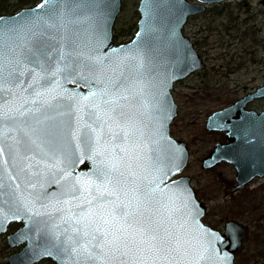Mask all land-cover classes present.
<instances>
[{
    "label": "water",
    "instance_id": "95a60500",
    "mask_svg": "<svg viewBox=\"0 0 264 264\" xmlns=\"http://www.w3.org/2000/svg\"><path fill=\"white\" fill-rule=\"evenodd\" d=\"M211 1L222 0H140L138 28L121 42L122 0H39L0 14V234L22 220L9 243L25 242L2 264H235L247 225L204 220L183 173L188 142L171 131L175 81L204 67L183 27ZM33 34L44 40L38 67L26 51ZM257 97L264 83L207 120L228 140L203 166L233 162L234 190L264 175V109L247 106ZM32 140L76 156L32 159Z\"/></svg>",
    "mask_w": 264,
    "mask_h": 264
},
{
    "label": "rangeland",
    "instance_id": "374dc122",
    "mask_svg": "<svg viewBox=\"0 0 264 264\" xmlns=\"http://www.w3.org/2000/svg\"><path fill=\"white\" fill-rule=\"evenodd\" d=\"M138 2L123 0L115 25L119 39L135 25ZM199 18L197 22L191 20L187 27H197L200 22L207 25L208 35L197 43L207 67L176 82L178 114L171 131L188 141L191 155L183 173L191 174V182L207 205L204 220L221 229L228 218L236 217L246 223L248 236L236 253L235 264H264V176L254 177L233 190L237 174L233 162L225 160L206 168L202 161L218 140L225 139L224 130L206 128L208 115L264 83V6L260 0H224L212 3ZM255 27H259V34ZM247 49H255L257 54ZM250 106L263 108L264 100H256ZM14 250L18 248L9 245L6 235L1 234L0 264ZM44 259L35 264H51Z\"/></svg>",
    "mask_w": 264,
    "mask_h": 264
},
{
    "label": "flooded vegetation",
    "instance_id": "af4514ba",
    "mask_svg": "<svg viewBox=\"0 0 264 264\" xmlns=\"http://www.w3.org/2000/svg\"><path fill=\"white\" fill-rule=\"evenodd\" d=\"M39 1V0H38ZM140 1V0H139ZM191 1H197V0H191ZM222 1H224V0H222ZM221 1V2H222ZM37 2V1H36ZM36 2H34V3H36ZM221 2H213V1H211V2H206L205 3V7H204V9H201L200 11H197V12H193V13H191L188 17H187V19H186V21H185V24H184V27H183V31H184V33L185 34H187L190 38H191V40L193 41V44H195V46H196V48L198 49V52H199V55H201V57H202V60H203V62H204V67H202V68H198V69H196V70H200V69H204L205 67H207V65H206V60H205V56H204V54H202V51L199 49V47H198V44L197 43H199L200 42V38L202 37V36H204V35H208V34H206V30L208 29V27H206L207 25L205 24V23H201L200 22V24H198V26L197 27H193L192 25H191V27H187L189 24H191V20H193V21H195V22H197V20L198 19H200L199 17L203 14V13H206V11L208 10V8L211 6V4L212 3H221ZM260 2L262 3V5L264 6V2H263V0H260ZM34 3H30V4H34ZM122 5H123V0H122ZM123 7H124V5L122 6V8L120 9V11L118 12V14L116 15L117 17H116V20H117V18H118V15H119V13L122 11V9H123ZM137 11H138V19H137V21H136V23H135V25H131V30H129L128 31V33H126L125 34V36L122 38V39H119L118 37H116V33H115V25H116V21H115V24H114V35H113V37H114V41L115 42H121V41H128V39H130V38H132V36H133V34L136 32V30H137V28H138V20H139V18H140V9H139V2H138V8H137ZM201 21V20H200ZM187 29V30H186ZM189 29V30H188ZM210 29H211V27H210ZM258 34H259V32H260V30H259V27H255V29H254ZM245 33H248V31H246L245 30ZM241 35V34H240ZM256 43H257V45L260 43V41H259V38L257 39L256 38ZM252 45H254V44H252ZM247 51L248 52H252V54H254V55H256L257 54V52H256V50L255 49H251V50H248L247 49ZM229 69H232L231 67H229ZM195 70H193V72H194ZM193 72H191V73H193ZM191 73H189V74H191ZM188 74V75H189ZM187 75V76H188ZM186 77V76H185ZM185 77H183V78H185ZM181 80V79H180ZM177 81H179V80H177ZM177 81H175V83H174V85H173V89H172V91H173V94H174V86H175V84H176V82ZM261 84H263V83H261ZM261 84H259V85H261ZM258 85V86H259ZM257 86V87H258ZM257 87H255L254 89H256ZM254 89H251V90H248L247 92H245L244 94H242L241 96H239V97H237V99H235L234 101H232L231 103H233V102H235L236 100H238V98H240V97H242V96H244L245 94H247L249 91H252V90H254ZM175 97V96H174ZM259 99H262V100H264V97H257V98H254V99H252V100H250V101H248V103H247V106L248 107H252V108H255V109H257V110H262V109H264V107L263 108H256V107H253V106H250V103H252V102H254V101H256V100H259ZM178 102V101H177ZM231 103H229V104H231ZM228 105V104H227ZM227 105H225V106H227ZM222 107H224V106H222ZM222 107H219V108H222ZM177 109H178V106H177ZM218 109V108H217ZM216 109V110H217ZM215 111V110H214ZM213 111V112H214ZM212 113V112H211ZM210 113V114H211ZM177 114H178V112H177ZM176 114V115H177ZM209 114V115H210ZM175 115V116H176ZM208 115V116H209ZM174 116V117H175ZM208 118V117H207ZM174 119V118H173ZM172 119V120H173ZM208 120V119H207ZM173 122V121H172ZM171 126H172V123H171ZM206 128H208L207 127V123H206ZM209 129V128H208ZM219 130H224V129H220V128H218ZM218 129H211V130H218ZM225 131V139L224 140H218V141H227L228 139H227V136H226V130H224ZM173 133V132H172ZM174 135V134H173ZM177 136V135H176ZM47 137V136H46ZM50 137V136H49ZM178 137V136H177ZM180 138V137H179ZM29 139L31 140V139H33V138H31V137H29ZM47 139V138H46ZM40 142V141H39ZM39 142L38 141H31V142H29V143H26V144H24V146H26V148H30L28 151H27V154H26V156L27 155H31L32 156V159H40V160H43V162H46L47 164H49V163H53V162H59V159H61V157H63V158H65V159H69L71 156H72V154L74 155V156H76V149H69V150H67V149H65V151H63V153H62V155H61V157L59 156H56V151H54L53 149H50V148H40V147H38V144H39ZM188 142V141H187ZM218 143V142H217ZM216 143V144H217ZM51 145H52V143H51ZM50 145V146H51ZM43 146V145H42ZM189 146V145H188ZM74 148H76L75 146H74ZM210 151H211V149H210ZM209 151V152H210ZM23 152L24 151H22V153H21V155L23 154ZM208 152V153H209ZM39 155H41V156H39ZM190 155H191V151H190ZM207 155V154H206ZM190 158V157H189ZM203 158V157H202ZM225 161V160H224ZM220 163V162H219ZM218 165V164H217ZM88 166V163L87 162H83V163H81L79 166H78V168H77V170H80L81 168H85V167H87ZM214 167V166H213ZM264 176V175H263ZM263 176H255V177H263ZM254 178V177H253ZM237 182V181H236ZM235 182V183H236ZM234 183V184H235ZM233 184V185H234ZM233 185H232V189H233ZM242 187V186H241ZM238 189V188H237ZM234 190V189H233ZM199 194V193H198ZM24 223H23V221L22 220H15V219H13V220H11V221H9V225H8V228L5 230V231H3L1 234H5L6 235V237H7V242H8V244L9 245H11L10 243H9V235H10V233L11 232H13V231H16L18 228H20V226L21 225H23ZM247 225V224H246ZM247 229L249 230V226L247 225ZM248 230H247V233H248ZM1 234H0V236H1ZM247 236H248V234H247ZM246 236V237H247ZM246 239V238H245ZM245 241V240H244ZM25 242H20V243H18V244H14V245H11L12 247H15V248H18V250H20L25 244H24ZM243 246V245H242ZM241 246V247H242ZM240 247V248H241ZM239 248V249H240ZM14 251H16V250H14ZM13 252V251H12ZM237 253V252H236Z\"/></svg>",
    "mask_w": 264,
    "mask_h": 264
},
{
    "label": "snow or ice",
    "instance_id": "6c2138e0",
    "mask_svg": "<svg viewBox=\"0 0 264 264\" xmlns=\"http://www.w3.org/2000/svg\"><path fill=\"white\" fill-rule=\"evenodd\" d=\"M56 0H44L45 4L55 3ZM38 7H43L40 5ZM30 47H26V51L28 52L29 63L40 66L41 58L45 56L44 52V40L43 38L33 34V37L29 38ZM0 44H2V29H0ZM3 75V65L0 63V78Z\"/></svg>",
    "mask_w": 264,
    "mask_h": 264
},
{
    "label": "trees",
    "instance_id": "16d2710c",
    "mask_svg": "<svg viewBox=\"0 0 264 264\" xmlns=\"http://www.w3.org/2000/svg\"><path fill=\"white\" fill-rule=\"evenodd\" d=\"M38 0H0V14L3 12H14L20 9V7L25 5H30ZM117 37V35H116ZM44 260H49L51 264H57L54 259L46 258Z\"/></svg>",
    "mask_w": 264,
    "mask_h": 264
}]
</instances>
